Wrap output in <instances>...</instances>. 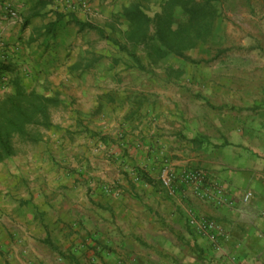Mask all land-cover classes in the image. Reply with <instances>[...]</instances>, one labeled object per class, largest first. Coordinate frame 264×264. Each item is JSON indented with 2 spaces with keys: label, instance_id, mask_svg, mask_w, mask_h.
I'll return each mask as SVG.
<instances>
[{
  "label": "rangeland",
  "instance_id": "374dc122",
  "mask_svg": "<svg viewBox=\"0 0 264 264\" xmlns=\"http://www.w3.org/2000/svg\"><path fill=\"white\" fill-rule=\"evenodd\" d=\"M86 17L103 32L63 21L57 59L47 63L18 57L9 68L18 50L0 41L10 46L0 67L10 77L0 87V264H91L81 255L88 233L61 237V204H91L97 192L119 197L126 180L155 185L149 174L160 175L165 160L174 169L164 149L153 152L152 167L131 163L130 147H140L127 138L146 127L178 123L200 148L224 149L226 160L239 151L247 166L264 168V149L255 152L264 147V0H111ZM241 179L224 186L254 198ZM196 199L187 208L214 218L213 204ZM42 220L53 221L51 232L32 231Z\"/></svg>",
  "mask_w": 264,
  "mask_h": 264
},
{
  "label": "crops",
  "instance_id": "0c3cea01",
  "mask_svg": "<svg viewBox=\"0 0 264 264\" xmlns=\"http://www.w3.org/2000/svg\"><path fill=\"white\" fill-rule=\"evenodd\" d=\"M62 1L0 0V41L10 43L15 51L18 50L12 54L15 58L8 63L9 68L12 66L16 70L20 66L21 61H16L18 57L26 58L27 62L38 57L46 59L43 61L45 63L50 59H57L56 48L61 47V20L58 19L57 12L74 10L79 19H84L98 14L99 8H105L111 0H85L89 1V8L86 10L81 9L78 0H70L77 1L75 8ZM9 5L17 10V18L7 15ZM52 23L54 26H50L49 30ZM1 63L3 61L0 60V65ZM170 124L152 125L146 127L138 138H127L128 147L136 143L140 147L135 154L132 150L136 146L130 147L132 150L129 149L128 154L134 157L131 163L135 162L143 167L151 164L152 167L155 160L153 152L164 149L177 171L197 165L210 168L223 185L231 188L242 177L243 183L255 191L252 201L243 203L239 199L240 195L225 187L228 192L237 196L236 206L212 205L209 213L230 235L226 244L227 251L237 255L245 264H264V168L257 162L247 166L243 160L246 157L248 160V156L243 158L239 151L226 160L224 149L223 152L217 149V152H213L206 141L200 148L198 143L193 142L192 133L185 134L178 123L171 124L172 126ZM263 149L264 147L255 149L259 157ZM195 156L198 157L194 158ZM158 173L151 171L149 174L152 178L155 177V185L137 183L135 187H129L126 180L127 188H124L119 197L97 192L93 198L91 196V204H61V237L64 235L74 240L78 237L79 229L82 234L88 233L86 240L89 253L81 255L90 256L91 264H210L208 248L211 246L206 238L198 236L192 230L186 214L187 205L198 204L199 201L190 194L170 195L160 182ZM93 204L96 213L82 215V212L77 214L75 211L73 215V212H69L72 207L81 209L82 206ZM38 221L41 220L38 218L35 222ZM64 222H68V225ZM52 223L42 220L37 228L33 227L36 223L30 226L33 232L41 230V233H45L52 231ZM215 256L217 264H234L227 255L216 253Z\"/></svg>",
  "mask_w": 264,
  "mask_h": 264
},
{
  "label": "built area",
  "instance_id": "2783aa9c",
  "mask_svg": "<svg viewBox=\"0 0 264 264\" xmlns=\"http://www.w3.org/2000/svg\"><path fill=\"white\" fill-rule=\"evenodd\" d=\"M67 6L75 8L77 5L70 0H63ZM78 5L81 8H87V1L78 0ZM7 15L13 18L19 16L17 10L12 6L7 7ZM0 24L2 19L0 18ZM10 53V46L0 43V60L4 61L8 58ZM10 81V77L5 73L0 74V87L7 85ZM160 180L164 187L167 188L168 192L172 195L179 193H187L201 199L202 201L209 202L216 206H228L235 207L237 203V196L228 192L218 179L210 177L206 172L201 169L188 168L177 173L172 165L165 160L160 169ZM182 182L186 186L187 190H184L178 185V182ZM253 197V193L250 191L245 192L240 196V201L243 203L250 202ZM188 222L190 226L200 236L206 238L216 253L227 255L234 264H245L239 260L237 255L227 251L226 244L229 241V233L223 227L219 221L214 218H210L204 215H199L192 207L187 208Z\"/></svg>",
  "mask_w": 264,
  "mask_h": 264
},
{
  "label": "trees",
  "instance_id": "16d2710c",
  "mask_svg": "<svg viewBox=\"0 0 264 264\" xmlns=\"http://www.w3.org/2000/svg\"><path fill=\"white\" fill-rule=\"evenodd\" d=\"M134 9H136V7L135 8H131L130 9V11H132V10H134ZM202 8H199V9H193V11H197V12H195V13H193V17H194V15H197V17H200L201 16V14H203V13H205L204 12V10L205 9H207V7H204L202 10H201ZM74 12V10H72V11H70L69 13H64V12H61V13H59V12H57V17H58V19L59 20H61V23L63 22V21H68V22H70V23H73V24H75V25H77V26H79L80 27V29H85V28H89V29H91V28H93V29H98L99 31H102L103 32V30L102 29H100L97 25H95V24H93L92 22H90V21H85V20H80L79 18H77V16L73 13ZM143 16V15H142ZM194 19H195V17H194ZM200 19V18H199ZM203 25H209L208 24V22L207 23H204ZM53 27L54 25H53V23L52 24H50L49 25V27ZM51 27L49 28V30L51 29ZM208 27V26H207ZM202 29H203V27H202ZM202 31V30H201ZM104 33H105V31H104ZM180 49V48H179ZM0 66H2V63H1V65ZM1 138V137H0Z\"/></svg>",
  "mask_w": 264,
  "mask_h": 264
}]
</instances>
